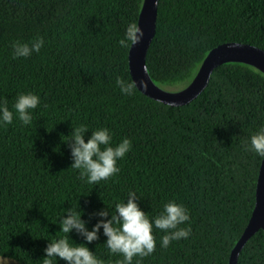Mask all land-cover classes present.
Wrapping results in <instances>:
<instances>
[{"label":"trees","instance_id":"1","mask_svg":"<svg viewBox=\"0 0 264 264\" xmlns=\"http://www.w3.org/2000/svg\"><path fill=\"white\" fill-rule=\"evenodd\" d=\"M142 4L0 0V100L11 110L19 92L40 97L30 125L14 116L0 126V256L42 264L48 239L64 235L57 222L67 208L83 209L91 229L101 219L94 213L132 189L150 217L168 200L190 214L180 225L191 226L190 236L167 248L160 247L164 233L153 228L156 249L142 264H229L256 202L264 157L246 145L264 126V73L243 62L222 64L197 98L178 106L138 87L123 95L115 80L134 82L131 47L117 41L127 22L138 23ZM36 37L45 41L38 53L12 57V41ZM232 41L264 49V0H159L148 71L163 88H183L213 48ZM80 124L90 128L85 139L91 129L107 127L113 144L123 137L132 141L117 162L120 172L107 181L84 183L69 167L71 140H64ZM70 235L85 242L74 231ZM105 240L101 229L88 247L103 264H116L121 257L107 252ZM238 264H264L263 229L245 244Z\"/></svg>","mask_w":264,"mask_h":264},{"label":"clouds","instance_id":"2","mask_svg":"<svg viewBox=\"0 0 264 264\" xmlns=\"http://www.w3.org/2000/svg\"><path fill=\"white\" fill-rule=\"evenodd\" d=\"M158 3V0H155ZM144 36V32L136 21L126 24L123 36L117 41L124 49L132 47ZM45 41L42 37L33 38L29 42L14 40L11 43L12 57L27 58L33 52H39ZM147 88L145 81H141ZM116 86L125 96L135 93L137 82L117 76ZM40 103V97L33 92H19L11 105V110L6 101L0 100V126L13 123L15 118L24 126L32 122V110ZM70 135L65 142L71 140V159L69 167L78 171L81 181L87 184H99L107 181L120 172L118 161L121 160L132 148V141L123 137L119 143L113 144V136L109 128L97 127L91 129V135L85 139L90 129L85 124L72 127ZM246 150L255 152L264 157V126L259 127L250 135ZM138 194L129 189L125 199H120L114 206H108L94 213L101 219L89 229L87 221L82 219L83 209L67 208L58 217V235L48 239L44 248L45 255L42 264H54L55 261L63 260L66 264H103V260L93 252L88 244L99 239L102 233L106 237L103 242L105 249L110 255L121 257L116 264H142L145 257L150 256L156 249L157 241L153 228L161 230L164 234L160 237V247L167 248L172 241L187 239L191 234V226L180 227L189 221L188 209L176 200L164 202L160 210L149 216L138 203ZM111 212V217H109ZM66 213V214H65ZM76 232L83 237L85 242L77 243L70 235Z\"/></svg>","mask_w":264,"mask_h":264},{"label":"water","instance_id":"3","mask_svg":"<svg viewBox=\"0 0 264 264\" xmlns=\"http://www.w3.org/2000/svg\"><path fill=\"white\" fill-rule=\"evenodd\" d=\"M159 0H143L138 24L144 32L143 38L129 51V67L137 87L147 96L163 103L178 106L189 103L207 87L214 70L228 62L250 64L264 73V49L245 42H226L213 48L202 61L193 79L183 88L168 90L156 84L147 67V53L156 33ZM141 81H145L147 88ZM264 230V158L259 171L256 202L251 218L236 245L229 264H238L241 250L248 240L259 230Z\"/></svg>","mask_w":264,"mask_h":264},{"label":"rangeland","instance_id":"4","mask_svg":"<svg viewBox=\"0 0 264 264\" xmlns=\"http://www.w3.org/2000/svg\"><path fill=\"white\" fill-rule=\"evenodd\" d=\"M182 85L183 84L180 83V84H176L173 86H167L165 88L168 90H175V89L181 88ZM0 264H19V262L9 257L0 256Z\"/></svg>","mask_w":264,"mask_h":264}]
</instances>
